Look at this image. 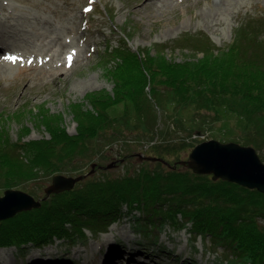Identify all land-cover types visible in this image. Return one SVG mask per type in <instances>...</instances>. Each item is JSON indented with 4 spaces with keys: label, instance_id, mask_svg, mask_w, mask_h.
<instances>
[{
    "label": "rangeland",
    "instance_id": "1",
    "mask_svg": "<svg viewBox=\"0 0 264 264\" xmlns=\"http://www.w3.org/2000/svg\"><path fill=\"white\" fill-rule=\"evenodd\" d=\"M158 1L153 7L144 3L145 0H0V46L3 48L0 54L15 52L17 57L27 56L22 61L17 60L18 66L9 63L8 70L0 73V159L8 156L14 160L21 150L15 149L13 144L49 140L50 132L55 129L69 136L86 135L83 139L86 151L76 154L67 164L74 167L73 170L63 172L73 176L87 173L91 163H96L91 177H83L75 184L81 188L89 180L103 179L107 173L113 177L126 174V165L131 173H137L143 162L148 165L151 161H139L138 151L145 150L173 164L187 159L190 150L201 141L215 139L244 145L242 138H257L256 131L247 130L241 118L226 107L195 114L190 105L173 108L174 104L167 102L168 114L154 109L156 119L142 112L138 118L135 113L139 93H149L153 82L158 84L171 73L163 59L184 62L202 57V52H195L188 44L178 45L184 43L180 41L188 35L207 36L215 47L224 48L231 42L238 25L245 22L256 24L254 30L264 37V0H233L231 10L213 19L209 16L212 0ZM122 38H128L132 50L140 49L139 67L124 61L117 64L105 57ZM66 41L68 46L57 47ZM162 47L166 56L160 58L157 51L161 52ZM68 53L78 57L73 65L65 64ZM149 67L150 72L144 71ZM105 116L115 122L93 133L88 132L90 126L81 124L86 117L103 124ZM146 145L149 148H144ZM255 151L264 162V148H255ZM109 163L113 166L107 168ZM50 181L51 177H34L13 188L44 198L43 203L52 194L45 196L44 193ZM2 191L0 188V195ZM126 209L121 208L124 215ZM38 212L44 218V231L53 229L55 224L70 226L71 222L64 220V215H50L47 209ZM133 223L124 216L100 230L83 225L72 233L73 241L54 230L46 237L43 235L40 246H35L32 240L20 241V244L17 238L8 241L12 230H4L0 232V253L7 251L15 264H59L52 259L65 255L73 260L79 258V264H97L107 247H102L101 251L95 248L92 252L90 247L96 240L115 239L112 241L120 243L118 247L124 256L129 249L143 247L132 243L139 240ZM30 228L39 230L41 227L36 224ZM68 231L72 232L70 228ZM28 236L22 232V237L28 239ZM190 239L185 230L172 231L165 227L158 234L154 248L148 251L157 252L156 256H160L157 260L162 264H228L222 247L213 249L208 239ZM173 240L177 243L175 246ZM40 250H49L51 258L43 263L22 262L28 253ZM142 257L145 255L138 256ZM132 264L144 262L135 259Z\"/></svg>",
    "mask_w": 264,
    "mask_h": 264
},
{
    "label": "trees",
    "instance_id": "2",
    "mask_svg": "<svg viewBox=\"0 0 264 264\" xmlns=\"http://www.w3.org/2000/svg\"><path fill=\"white\" fill-rule=\"evenodd\" d=\"M255 27L256 24L241 22L224 48L215 47L204 35L183 38L180 42L184 43L178 45L188 44L195 52H202V57L184 62L163 59L171 73L158 84L153 82L149 93H139L136 116L139 118L142 112L156 119L154 109L167 115V102L173 103V108L190 105L195 114L226 107L241 118L247 130L254 129L257 133V138L245 137L241 142L263 149L264 37L254 30ZM157 54L160 58L166 56L163 47ZM140 56V49L132 50L128 38H122L105 54L117 64L131 62L137 67ZM150 70V67L144 69ZM102 119L103 124L86 117L81 124L90 126L88 132L93 133L115 122L106 116ZM50 133L49 140L13 144L21 151L14 160L8 156L0 159V188L18 187L24 180L51 177L74 169L67 164L76 154L86 151L83 140L86 135L69 136L59 129ZM147 163L143 162L137 173H131L126 165L124 175L113 177L107 173L103 179L89 180L81 188L77 184L69 191L51 194L39 208L2 220L0 232L12 230L8 241L17 238L20 244V241L32 240L35 246H40V241L54 230L73 241L72 233L80 226L100 230L109 222L126 216L134 221L137 243L145 250L155 246L158 234L168 227L172 231H187L190 241L200 237L208 239L213 249L222 247L228 264H264L263 193L220 179L213 180L210 175L195 174L181 165L168 168L160 161ZM123 206L127 207L126 215L121 210ZM41 209H47L50 215H64V220L67 218L71 222L70 226L55 224L53 229L44 231V218L38 212ZM36 224L41 228L32 230L30 227ZM23 231L30 235L28 239L22 237ZM172 243L177 244L175 240Z\"/></svg>",
    "mask_w": 264,
    "mask_h": 264
},
{
    "label": "water",
    "instance_id": "3",
    "mask_svg": "<svg viewBox=\"0 0 264 264\" xmlns=\"http://www.w3.org/2000/svg\"><path fill=\"white\" fill-rule=\"evenodd\" d=\"M148 146L146 145L144 148H149ZM136 157L139 161L158 160L168 167L178 164L190 169L195 174L210 175L213 180L220 179L264 193V162L257 155L255 148L249 145H241L236 142L222 143L215 139H209L197 143L190 150L187 159L173 164L161 157L146 155L145 150L136 152ZM112 164L109 163L106 167L110 168L113 166ZM95 168L96 163L93 162L87 173L75 176L63 173L52 175L50 185L44 189L45 196L73 189L83 177L90 176ZM43 199L35 198L32 194L18 188L3 189L0 195V222L18 212L39 208Z\"/></svg>",
    "mask_w": 264,
    "mask_h": 264
},
{
    "label": "bare ground",
    "instance_id": "4",
    "mask_svg": "<svg viewBox=\"0 0 264 264\" xmlns=\"http://www.w3.org/2000/svg\"><path fill=\"white\" fill-rule=\"evenodd\" d=\"M173 1H174V3L176 2V0H173ZM232 2H233V0H212V2L209 3L211 5V8L209 9V7L207 6V8L209 9V16L213 19L216 16H218L220 13H222L223 11L231 10ZM144 3H147L148 5L155 7V6H157V4H159V1L158 0H145ZM0 38H1V35H0ZM68 44H69L68 41L60 42L57 45V47L62 48L64 46H68ZM21 56L23 58L25 57V59L27 58V56H25L24 54ZM3 57H4V55H1V57H0V73L8 70L9 65H10L9 63H13L17 66L19 65V62L17 61L18 58L16 59L15 62H13L12 60H5ZM73 58H74V61H73L72 65L74 63H76L78 60V57L76 55L73 56ZM59 72L63 73V72H65V69H59ZM46 76H49V75H46ZM112 240H115V239H112ZM112 240H106V241L96 240L95 244L91 245L90 248H91L92 252L94 251L95 248H96V250L101 251L102 247H107L106 252L104 251L103 253L100 254L97 264H105L104 262L110 261V260L113 261L110 264H132L135 261V259L143 260L144 264H150V262H152V261L155 262V264H162V262L157 260L156 255H153L151 257V255L148 254L145 250L129 249V252H127V255L124 256L122 251H121V248L118 247L120 245V243L116 244ZM1 252H4V251H1ZM24 252H26V249ZM76 252H78V251H76ZM92 252H91V255H93ZM138 253L145 254V257L138 258L137 257ZM49 254H50L49 250H40L38 252H30V253H28V255L26 257L22 258V262L32 263V262H35L38 260L37 262L43 263L44 261L51 258V255H49ZM79 254H81V252ZM155 258H156V260H155ZM42 259H45V260H42ZM120 260H122V261L120 262ZM52 262H55V263L68 262V256L65 255L64 257H61V256L57 257L56 260H54V261L52 259ZM0 264H15V260L13 261V257L8 255L7 251H5V253H0ZM85 264H89V263H85Z\"/></svg>",
    "mask_w": 264,
    "mask_h": 264
},
{
    "label": "snow or ice",
    "instance_id": "5",
    "mask_svg": "<svg viewBox=\"0 0 264 264\" xmlns=\"http://www.w3.org/2000/svg\"><path fill=\"white\" fill-rule=\"evenodd\" d=\"M5 60H12L13 62H15L16 61V59H17V57H15V56H8V55H4V57H3ZM69 59H71V58H69ZM30 62V61H29Z\"/></svg>",
    "mask_w": 264,
    "mask_h": 264
}]
</instances>
